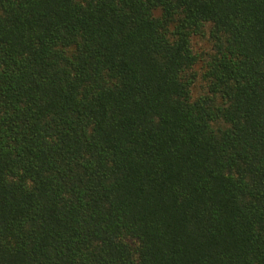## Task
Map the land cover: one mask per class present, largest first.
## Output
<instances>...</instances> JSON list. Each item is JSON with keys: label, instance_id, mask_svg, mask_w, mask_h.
<instances>
[{"label": "trees", "instance_id": "obj_1", "mask_svg": "<svg viewBox=\"0 0 264 264\" xmlns=\"http://www.w3.org/2000/svg\"><path fill=\"white\" fill-rule=\"evenodd\" d=\"M0 264H264V0H0Z\"/></svg>", "mask_w": 264, "mask_h": 264}, {"label": "rangeland", "instance_id": "obj_2", "mask_svg": "<svg viewBox=\"0 0 264 264\" xmlns=\"http://www.w3.org/2000/svg\"><path fill=\"white\" fill-rule=\"evenodd\" d=\"M193 46L194 48L197 50H201L203 48H205L207 46V43L205 40H201V39H194L193 40ZM200 84L197 83L196 86L193 88V95H196L200 92Z\"/></svg>", "mask_w": 264, "mask_h": 264}]
</instances>
